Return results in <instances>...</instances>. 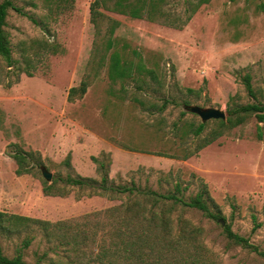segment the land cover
Returning <instances> with one entry per match:
<instances>
[{
  "label": "rangeland",
  "instance_id": "obj_1",
  "mask_svg": "<svg viewBox=\"0 0 264 264\" xmlns=\"http://www.w3.org/2000/svg\"><path fill=\"white\" fill-rule=\"evenodd\" d=\"M12 2L25 13L10 10L5 27L14 58L21 59L32 41L56 45L59 52L42 54L34 76L15 70L0 83V212L34 220L29 226H0L4 253L21 252L28 264H122L116 232H101L99 223L104 211L128 198L65 181L89 178L99 185L106 175L111 186L163 194L179 183L186 199L205 185L225 218L223 226L196 209H181L174 217L203 228L201 241L218 264H264L263 257L224 234L231 224L264 251V123L252 116L190 159L173 157L182 147L194 150L218 126L211 120L200 138L184 137L176 125L203 123L189 106L221 109L228 118L230 98L242 105L255 102L242 81L246 74L264 103V0H211L184 29L100 8L106 16L100 33L92 22L94 0ZM199 2L166 0L160 10L185 21ZM110 20L120 25L109 50ZM114 52L131 67V77L110 78ZM83 81L89 82L87 93L69 100L71 88ZM164 102L169 104L161 113L148 108ZM16 149L41 159L40 169L18 175ZM45 169L52 181L44 178ZM56 179V194L46 195L44 181L51 185ZM38 221L71 223L70 240L78 231L99 232L76 251L61 231L48 235Z\"/></svg>",
  "mask_w": 264,
  "mask_h": 264
},
{
  "label": "trees",
  "instance_id": "obj_2",
  "mask_svg": "<svg viewBox=\"0 0 264 264\" xmlns=\"http://www.w3.org/2000/svg\"><path fill=\"white\" fill-rule=\"evenodd\" d=\"M166 0H94L91 5L92 22L101 32V25L106 19L105 14L100 12V8L108 11L127 15L133 19H147L151 22L162 21L164 24L170 25L177 29H184L195 13L202 5L209 4L211 0H200L199 4L188 13L185 21L175 19L171 20L167 14L160 10L161 5ZM235 1V0H233ZM10 10H14L21 15L25 13L19 7L15 6L12 0H4L0 4V83L5 82L15 70L24 72L26 75L34 76L35 70L39 62H41L42 54H57L59 48L56 45L32 41L31 47L23 48L21 59L14 58L12 42L9 33L5 27ZM108 28L107 47L110 50L113 47V36L119 27V22L110 20ZM35 22V21H34ZM109 76L112 80L126 79L132 76L131 67L123 62L120 55L116 52L112 54ZM248 95L255 100L250 104H239L235 101V97L230 98L229 117L227 121L217 120L218 126L208 137L197 144L194 150L181 148L179 155L173 157L180 160H188L197 155L202 149L211 145L225 132L232 128L244 125L248 119L255 116L259 123H264V103L258 100L255 88L252 83L250 74H246L242 78ZM11 82H8V86ZM89 82L83 81L77 88H71L69 92V100L75 99L78 95L82 98L88 91ZM141 106H145V102L136 99ZM168 102H164L162 106L151 104L148 108L154 109L156 113L163 112ZM176 128L183 132L184 137L193 134L195 138H200L207 128L206 123H201L195 127L192 124L176 125ZM18 168V175L34 174V168L41 167V159L36 158L33 153L16 149L12 154ZM101 169H105L100 164ZM66 183L71 186L96 189L97 186L103 194L125 195L128 199L119 206L110 208L102 213L103 220L99 223L101 232H116L117 240L115 242V253L118 258H122V264H163L164 257L168 258L167 264H218L202 243L203 228L195 226L190 220L182 215L174 217L181 209H196L205 217L220 223L225 218L219 207L210 196L206 186L195 196L186 199L183 195L184 189L181 184L177 183L174 189L166 194L153 191L151 189H141L135 185L132 186H111L108 183V177L105 175L99 185L93 179L72 178L69 176ZM58 180H54L51 185L44 181L43 191L46 195H53L55 185ZM56 194V193H55ZM225 221V220H224ZM34 222L31 218L17 215H7L0 212V226L5 227L7 224L18 226L20 223L29 226ZM43 225L47 234L59 230L67 244L72 246L74 250H78L79 246L88 245L89 240L93 241L98 235V230L92 232L78 231L70 240L68 226L71 223L51 224L45 221H38ZM51 227V230H50ZM65 227V229H63ZM260 227L256 224L253 232ZM224 234L230 243L241 246L256 252L264 258V251L258 246L251 243L250 238L244 237L232 230L231 224H226ZM25 247L30 245V241L26 240ZM0 264H28L21 252L14 257H8L3 250L0 242ZM35 264H41L40 261ZM114 264V263H113Z\"/></svg>",
  "mask_w": 264,
  "mask_h": 264
},
{
  "label": "water",
  "instance_id": "obj_3",
  "mask_svg": "<svg viewBox=\"0 0 264 264\" xmlns=\"http://www.w3.org/2000/svg\"><path fill=\"white\" fill-rule=\"evenodd\" d=\"M188 110L192 113L197 114L203 121V123L211 121V120H226L227 114L217 108H202L199 106H189ZM43 176L46 180L52 181L53 175L48 172L46 169L43 170Z\"/></svg>",
  "mask_w": 264,
  "mask_h": 264
}]
</instances>
